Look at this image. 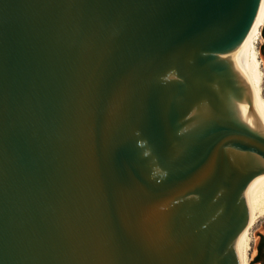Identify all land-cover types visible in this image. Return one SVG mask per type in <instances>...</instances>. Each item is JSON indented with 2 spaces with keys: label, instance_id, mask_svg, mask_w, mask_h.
<instances>
[{
  "label": "water",
  "instance_id": "1",
  "mask_svg": "<svg viewBox=\"0 0 264 264\" xmlns=\"http://www.w3.org/2000/svg\"><path fill=\"white\" fill-rule=\"evenodd\" d=\"M259 3L0 0V264H238Z\"/></svg>",
  "mask_w": 264,
  "mask_h": 264
},
{
  "label": "bare ground",
  "instance_id": "2",
  "mask_svg": "<svg viewBox=\"0 0 264 264\" xmlns=\"http://www.w3.org/2000/svg\"><path fill=\"white\" fill-rule=\"evenodd\" d=\"M264 0H260L257 13L248 30L241 57L238 74L250 89L255 102L264 117V97L262 84L264 73L262 58L258 54L257 45L260 44V22L262 19ZM242 197L245 203L247 218L243 229L235 238V255L238 264H249L250 230L264 216V179L254 187L244 191ZM253 236V235H252Z\"/></svg>",
  "mask_w": 264,
  "mask_h": 264
},
{
  "label": "rangeland",
  "instance_id": "3",
  "mask_svg": "<svg viewBox=\"0 0 264 264\" xmlns=\"http://www.w3.org/2000/svg\"><path fill=\"white\" fill-rule=\"evenodd\" d=\"M264 25V13L262 14V19L260 22V31L262 29ZM260 44L257 45V50H258V54L260 56V59L262 58L261 62H262V70L264 73V49L263 52L260 50V46L262 45V43H264V39L261 36V40L259 42ZM262 90H263V97H264V84H262ZM250 248L248 251V254L250 256V261L249 264H264V260H258L257 262L253 261V258L255 257V255L257 254V251H255V249H257V242L258 240L261 238L264 241V216L259 219V221L253 226V228L250 230ZM253 235V236H252Z\"/></svg>",
  "mask_w": 264,
  "mask_h": 264
},
{
  "label": "flooded vegetation",
  "instance_id": "4",
  "mask_svg": "<svg viewBox=\"0 0 264 264\" xmlns=\"http://www.w3.org/2000/svg\"><path fill=\"white\" fill-rule=\"evenodd\" d=\"M264 35V33H263ZM263 49H264V43H262V45L260 46V50L263 52ZM257 249L259 250V253H258V258L261 260H264V241L263 239H259L257 244H256ZM257 249H255V251H257Z\"/></svg>",
  "mask_w": 264,
  "mask_h": 264
},
{
  "label": "trees",
  "instance_id": "5",
  "mask_svg": "<svg viewBox=\"0 0 264 264\" xmlns=\"http://www.w3.org/2000/svg\"><path fill=\"white\" fill-rule=\"evenodd\" d=\"M264 5V4H263ZM263 13H264V8H263ZM263 33H264V25H263V27H262V29H261V32H260V35L262 36V38L264 39V35H263ZM258 247V246H257ZM258 253H259V250L257 249V254L255 255V257L253 258V261L254 262H257L258 260H259V258H258Z\"/></svg>",
  "mask_w": 264,
  "mask_h": 264
}]
</instances>
